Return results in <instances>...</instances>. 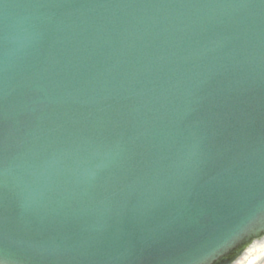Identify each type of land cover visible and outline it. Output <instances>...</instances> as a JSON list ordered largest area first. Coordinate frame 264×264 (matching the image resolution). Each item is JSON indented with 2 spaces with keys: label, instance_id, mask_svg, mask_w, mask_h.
<instances>
[{
  "label": "water",
  "instance_id": "1",
  "mask_svg": "<svg viewBox=\"0 0 264 264\" xmlns=\"http://www.w3.org/2000/svg\"><path fill=\"white\" fill-rule=\"evenodd\" d=\"M3 3L4 264H221L263 234L264 0Z\"/></svg>",
  "mask_w": 264,
  "mask_h": 264
},
{
  "label": "clouds",
  "instance_id": "2",
  "mask_svg": "<svg viewBox=\"0 0 264 264\" xmlns=\"http://www.w3.org/2000/svg\"><path fill=\"white\" fill-rule=\"evenodd\" d=\"M232 264H264V237L250 242L232 259Z\"/></svg>",
  "mask_w": 264,
  "mask_h": 264
},
{
  "label": "bare ground",
  "instance_id": "3",
  "mask_svg": "<svg viewBox=\"0 0 264 264\" xmlns=\"http://www.w3.org/2000/svg\"><path fill=\"white\" fill-rule=\"evenodd\" d=\"M258 237H264V232H263V234H260V235H258L257 237L253 238L251 241L239 245V246L236 248V250H234V251L228 256L227 263H223V262H222V263H223V264H232V259H233L237 254H239L240 251H241L242 249H244L245 247H247V246L250 244V242L255 241ZM222 263H221V264H222Z\"/></svg>",
  "mask_w": 264,
  "mask_h": 264
},
{
  "label": "snow or ice",
  "instance_id": "4",
  "mask_svg": "<svg viewBox=\"0 0 264 264\" xmlns=\"http://www.w3.org/2000/svg\"><path fill=\"white\" fill-rule=\"evenodd\" d=\"M0 3H2L3 4V6L5 7V8H7L8 7V4H6V3H3V0H0ZM6 222V221H5ZM0 264H4V261L3 260H0Z\"/></svg>",
  "mask_w": 264,
  "mask_h": 264
}]
</instances>
